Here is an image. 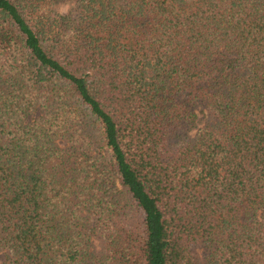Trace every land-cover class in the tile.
<instances>
[{
    "label": "trees",
    "instance_id": "obj_1",
    "mask_svg": "<svg viewBox=\"0 0 264 264\" xmlns=\"http://www.w3.org/2000/svg\"><path fill=\"white\" fill-rule=\"evenodd\" d=\"M0 254L264 264V0H0Z\"/></svg>",
    "mask_w": 264,
    "mask_h": 264
},
{
    "label": "rangeland",
    "instance_id": "obj_2",
    "mask_svg": "<svg viewBox=\"0 0 264 264\" xmlns=\"http://www.w3.org/2000/svg\"><path fill=\"white\" fill-rule=\"evenodd\" d=\"M51 8H52V6H50V5L46 6L47 10H49ZM59 10H60L61 13L65 14L67 12V10H68V7L63 5V6H61V8ZM3 259H4L3 255L0 254V263L3 261Z\"/></svg>",
    "mask_w": 264,
    "mask_h": 264
}]
</instances>
